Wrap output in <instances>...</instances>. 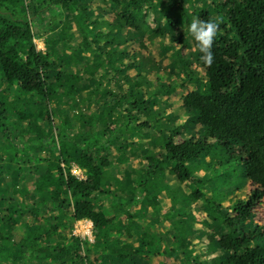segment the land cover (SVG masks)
Returning <instances> with one entry per match:
<instances>
[{
	"label": "trees",
	"instance_id": "16d2710c",
	"mask_svg": "<svg viewBox=\"0 0 264 264\" xmlns=\"http://www.w3.org/2000/svg\"><path fill=\"white\" fill-rule=\"evenodd\" d=\"M55 19L67 23L60 40L38 50L35 24L47 23L49 33ZM194 19L218 24L211 66L188 31ZM61 41L75 46L59 49ZM12 91L16 104L2 94ZM61 101L82 105L74 133L53 119ZM12 118L18 201L0 204L18 217V242L0 230L6 264H102L105 253L113 264H139L133 243L102 250L110 187L135 189L124 199L133 208L148 202L146 184L161 172L193 186L188 166L198 160L211 178L191 195L212 212V232L190 239L183 226L181 255L205 247V264H264V0H0V123ZM23 123L35 134L25 135ZM144 138L152 153L137 145ZM234 174L245 181L243 196L210 204L209 181ZM83 219L93 224L98 255L82 254V243L60 231ZM149 255L160 264V254Z\"/></svg>",
	"mask_w": 264,
	"mask_h": 264
},
{
	"label": "rangeland",
	"instance_id": "374dc122",
	"mask_svg": "<svg viewBox=\"0 0 264 264\" xmlns=\"http://www.w3.org/2000/svg\"><path fill=\"white\" fill-rule=\"evenodd\" d=\"M51 15V14H50ZM51 17H48V22L51 21ZM56 20V19H55ZM60 21H62L60 23ZM47 23L35 24V31L38 35L35 38V43L40 51H45L48 46V42L51 40H60L62 35L61 30L67 26L65 20H56L51 24L52 31L48 33L46 30ZM68 44L71 48L75 46L73 42H62L59 49H63V46ZM52 43L49 42V46ZM7 95L8 99L14 104L17 103L15 100L14 92L2 93ZM68 103V102H67ZM76 108L67 109L65 105L66 101H61V107L63 111L59 114L58 118L53 116V119L57 121L56 126L59 130H63L66 133H74L79 128L75 124L74 115H79L82 109L79 101L74 102ZM66 116L69 117V121H66ZM9 128L16 133H3L4 127ZM23 133L28 136L35 134V130L31 129V126H27L23 123ZM144 145V148L149 149V143L144 138L140 140L137 145ZM152 153V152H151ZM140 158L134 162V166L138 165ZM8 166V170L4 171L5 166ZM133 166V167H134ZM18 122L16 119L0 123V198L3 201L11 202L18 201ZM189 169L192 172V177L195 179L193 186L189 183L184 186L180 182L172 180L165 172L159 173L155 179H151L147 182L145 190L148 194L147 203H137L135 207H130L125 203L124 199L127 194L134 195L136 192L133 188H127L126 193L120 192V185L114 184L110 187L106 201L103 202V206L108 208V213L111 215L112 223L111 226L104 229L100 238L105 241L102 245V250H113V248H121L125 242L128 244L135 245V256L139 264H151L149 257L153 251L156 254H160V264L162 263H173V264H190L192 260L198 259L201 254L206 257L202 263H207L210 256L208 250L204 247L201 250L195 251V254L191 256L189 250H185L188 254L186 256L181 255L184 251L178 245L182 244V239H176V233L183 226V235L190 239L197 238L203 239L204 236L211 233L210 223L208 220L212 216V212L203 199H196L192 196L193 187H207V182H201L200 180L210 179L211 171H207V165L203 160L189 163ZM72 165L70 166V169ZM83 175L85 176V170ZM120 176L123 175V171H118ZM203 177V178H202ZM240 175H226L217 177L209 181L210 187V204L219 205L222 208L226 207V204H230L232 196H243V189L245 188V181L242 180ZM207 180V181H208ZM135 192V193H134ZM154 198V201L153 199ZM152 199V200H151ZM120 202V203H119ZM8 210L7 202L0 204V230L4 233H10L15 237L18 242V217L5 214ZM1 215L7 217L3 220ZM63 236L67 238H77L82 243V254L91 252V254L98 255L95 244L98 237L94 231L93 224L88 219H83L74 223L71 229L66 226L60 228ZM224 232V231H223ZM143 234L146 237H143ZM180 234V231H179ZM151 239V240H150ZM150 240V241H149ZM114 246V247H113ZM143 246V247H142ZM10 252H13L10 250ZM4 253H7L5 250ZM190 253V254H189ZM109 255V256H108ZM3 257V256H1ZM0 257V264L5 263V257ZM114 256L112 254H103L102 264H113ZM210 262V261H209ZM153 263V261H152Z\"/></svg>",
	"mask_w": 264,
	"mask_h": 264
},
{
	"label": "clouds",
	"instance_id": "9594fccd",
	"mask_svg": "<svg viewBox=\"0 0 264 264\" xmlns=\"http://www.w3.org/2000/svg\"><path fill=\"white\" fill-rule=\"evenodd\" d=\"M218 24L215 21H204L194 19L188 25V31L194 40L197 42L199 48L200 60L206 66H211L213 62L212 47L216 38ZM182 31V29H181Z\"/></svg>",
	"mask_w": 264,
	"mask_h": 264
},
{
	"label": "built area",
	"instance_id": "2783aa9c",
	"mask_svg": "<svg viewBox=\"0 0 264 264\" xmlns=\"http://www.w3.org/2000/svg\"><path fill=\"white\" fill-rule=\"evenodd\" d=\"M71 173L79 180H84L86 178V175H83V171L81 170V168L74 164L72 165Z\"/></svg>",
	"mask_w": 264,
	"mask_h": 264
}]
</instances>
